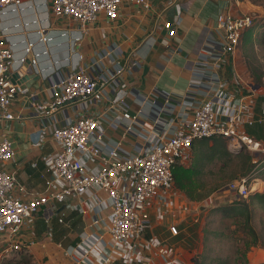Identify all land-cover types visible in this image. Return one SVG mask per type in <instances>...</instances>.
Instances as JSON below:
<instances>
[{"label": "built area", "instance_id": "obj_1", "mask_svg": "<svg viewBox=\"0 0 264 264\" xmlns=\"http://www.w3.org/2000/svg\"><path fill=\"white\" fill-rule=\"evenodd\" d=\"M35 1L0 0V120L6 123V131L12 129V121L22 127L30 120L31 145L45 146L50 140L52 145L38 154L46 167L43 186L28 187L18 178L16 167L5 165L17 151L12 138L2 133L0 258L11 250L17 253L33 244L45 245L28 234L35 231V217L41 213L47 224L44 235L51 237L52 219L63 223L65 208L84 217L73 242L57 243L71 264H186L173 244L147 234L146 229L165 222L172 235L178 234L174 218L182 192L174 186L173 168L188 164L193 141L221 137L230 151L245 149L257 165L264 162V138L246 131L247 126L264 125V106L255 115L252 84L232 67L253 16L220 13L184 93L165 94L158 103L156 93L163 91H141L126 77L140 65L133 53L121 57L107 50L108 65L100 56L82 63L77 48L86 23L100 13L113 19L124 1L147 10L153 0ZM29 8L37 14L35 29L14 42L6 23ZM50 15L78 22L74 31L67 28L59 33L68 38L75 55L68 66L42 65L54 39ZM180 21L177 11L162 18L168 37L177 35ZM26 59L38 74L37 87L11 80L12 71ZM129 98L139 103L137 110L131 109ZM177 104L183 108L176 109ZM31 162L36 164L35 159ZM256 173L232 179L226 190L235 199L264 191V179ZM22 229L27 236L17 237Z\"/></svg>", "mask_w": 264, "mask_h": 264}, {"label": "crops", "instance_id": "obj_2", "mask_svg": "<svg viewBox=\"0 0 264 264\" xmlns=\"http://www.w3.org/2000/svg\"><path fill=\"white\" fill-rule=\"evenodd\" d=\"M37 3L38 0L35 1V4ZM251 8L246 0H153L150 7L143 10L135 4L124 1L120 4L118 15L115 18L110 19L104 13H100L95 21L86 23L85 31L77 48L83 54L82 63H90L91 59L100 56L103 62L108 65L109 60L104 55L107 50H111L112 54L116 53L121 57L133 53V57L140 62V65L126 77L129 80L132 79L134 86L141 91L154 94L156 93L155 89L163 91L161 95L156 93L157 97H155L157 102L161 103L165 94L181 96L184 93L188 81L193 75V66L199 51L209 30L215 24L217 16L223 12L232 14L239 12L240 14ZM176 11L181 13V21L177 26L178 33L168 37L161 21L163 17L170 16ZM27 12L23 11V17ZM35 16L37 17V14ZM14 21L19 22L20 17ZM49 22L50 34L54 36V39L48 46V53L42 56V65L46 67L52 62V64L68 66L69 61L72 60V52L69 49L68 38L61 37L59 33L67 28L74 31L78 28V22H70L67 18H56L53 15L49 16ZM10 30L14 29L7 28V33ZM24 35L26 34L19 35L18 40ZM10 36L12 41L18 42L16 36ZM16 46L20 47L19 44ZM113 46H116L115 50L112 48ZM73 57L75 58V55ZM232 67L244 81L250 83L249 71L237 52ZM227 76L231 77L229 71H227ZM252 82L256 98L263 97L264 93L260 84L254 80ZM35 83L38 84L37 81ZM31 87L37 86L32 84ZM128 100L132 110H137L140 107L139 103L132 98ZM263 106L264 98L260 102L256 100L255 115L261 113ZM181 108H183L182 104L176 105V109L181 110ZM27 122V126L20 127L12 121V129L6 131V123L0 120V138L3 132L7 133L12 138L17 151L16 157L5 165L16 167L18 178L26 186L40 189L43 186L46 167L38 158V154L40 151L49 149L52 143L50 140L45 146H32L28 140V132L33 125L30 120ZM255 126L264 127V125ZM252 129H255L254 126L246 127V131L255 136ZM33 159L36 161L35 165L31 162ZM178 201V213L174 222L178 224L180 232L178 234H181L192 228L190 223L196 215L194 210L197 209L199 202L189 199L183 192ZM77 213L79 214L78 221H84L82 214ZM146 230L147 234H155L166 241L174 240L176 237L168 231L165 222L154 223ZM79 231L71 233L74 240ZM26 236V229H22L17 235V237Z\"/></svg>", "mask_w": 264, "mask_h": 264}, {"label": "rangeland", "instance_id": "obj_3", "mask_svg": "<svg viewBox=\"0 0 264 264\" xmlns=\"http://www.w3.org/2000/svg\"><path fill=\"white\" fill-rule=\"evenodd\" d=\"M252 7L244 13L253 16V32L251 41L240 40L237 53L243 59L249 71V79L260 84L264 93V0H246ZM239 14V12L237 13ZM36 13L29 8L26 16L14 15L7 21L10 35L16 36L27 34L34 30ZM20 21L13 26L14 20ZM24 18H26L25 22ZM251 72V74H250ZM248 80V78H247ZM264 96L256 98L260 102ZM255 108V107H254ZM253 134L264 137V127L253 125ZM225 143V142H224ZM192 156L189 164L194 158L193 150L200 155L198 170L194 174L199 183V192L203 196L198 201L195 217L191 220V227L185 232L175 235L174 240L168 241L173 244L186 264H256L264 262V204L246 198L235 199L233 193L226 190L227 183L232 179L257 170V175L264 179V162L256 164L252 161V154L241 149L233 152L227 151L218 139L197 138L193 141ZM210 199L212 201H210ZM246 202L250 211L249 219H245V213L232 215V210H225L228 206H245ZM63 223L52 219L53 233L51 237L45 236L47 227L41 213L35 217V231L30 230L29 235L44 240L45 245H38L46 250H29L11 253L0 258V264H19L22 259H27L30 264H71L69 257L62 252L63 246L74 241V234L82 228L83 221H78L77 212H69L63 209ZM82 220V219H81ZM180 233V232H179ZM65 235V236H64ZM1 239V237H0ZM73 239V240H72ZM0 240V245H1ZM49 257L50 261L43 259ZM72 262V261H71Z\"/></svg>", "mask_w": 264, "mask_h": 264}, {"label": "trees", "instance_id": "obj_4", "mask_svg": "<svg viewBox=\"0 0 264 264\" xmlns=\"http://www.w3.org/2000/svg\"><path fill=\"white\" fill-rule=\"evenodd\" d=\"M253 25L249 26L248 28H246L243 33H242V37L241 39L244 40V42H248L251 41L252 38V32H253ZM216 139L219 140V142L225 146V150H226V146L227 143L225 141L224 138L221 137H215ZM210 139V138H208ZM225 142V143H224ZM193 149V146L191 148V150ZM193 150V154L194 158H192V162L189 165H176L173 168V178H174V186L179 189L181 192H183L189 199L191 200H202L203 196H201L202 194L199 192L198 188H199V183L197 182L194 174L196 173V171L198 170L197 165L200 164L198 161L200 159V155H198V152ZM227 151H230L229 149ZM249 198H251V200H256L262 204H264V191L261 192H252L249 195ZM245 206H228L226 208H224L225 210H232V215L234 214H241V213H245V219H249L250 217V211L248 208V205L246 204V202L242 203ZM45 262H49L50 259L49 257H45L43 259ZM19 264H30L29 261L27 259H22V261L19 262ZM256 264H264V262H260V263H256Z\"/></svg>", "mask_w": 264, "mask_h": 264}, {"label": "water", "instance_id": "obj_5", "mask_svg": "<svg viewBox=\"0 0 264 264\" xmlns=\"http://www.w3.org/2000/svg\"><path fill=\"white\" fill-rule=\"evenodd\" d=\"M37 78L38 74L35 72L33 65L30 64L29 59L22 62L19 67L11 73L12 82L19 83L21 86H31L32 84L38 86V84L35 83ZM252 86L254 85L252 84ZM31 247H34L36 252L40 249V247L35 244L31 245Z\"/></svg>", "mask_w": 264, "mask_h": 264}, {"label": "bare ground", "instance_id": "obj_6", "mask_svg": "<svg viewBox=\"0 0 264 264\" xmlns=\"http://www.w3.org/2000/svg\"><path fill=\"white\" fill-rule=\"evenodd\" d=\"M41 250H46V248H40ZM68 264V263H67Z\"/></svg>", "mask_w": 264, "mask_h": 264}]
</instances>
